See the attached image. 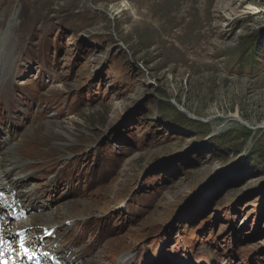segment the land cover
<instances>
[{
  "label": "rangeland",
  "instance_id": "obj_1",
  "mask_svg": "<svg viewBox=\"0 0 264 264\" xmlns=\"http://www.w3.org/2000/svg\"><path fill=\"white\" fill-rule=\"evenodd\" d=\"M120 1L0 0V127L84 257L264 264V0Z\"/></svg>",
  "mask_w": 264,
  "mask_h": 264
},
{
  "label": "bare ground",
  "instance_id": "obj_2",
  "mask_svg": "<svg viewBox=\"0 0 264 264\" xmlns=\"http://www.w3.org/2000/svg\"><path fill=\"white\" fill-rule=\"evenodd\" d=\"M112 8H114V11L117 13H121L124 10H131L133 13H136L133 5L127 0H122L119 4L114 3ZM6 61H8V56L5 51L3 40L0 46V85L4 83L6 71H8V68L5 69V66H7ZM229 116L240 121L243 120L238 111ZM243 122L246 123L244 120ZM262 124L264 125V122ZM32 129V126L28 125L19 133L20 138L16 142L11 144L6 142L7 147L5 145L0 146V188L15 187V189H17V194L21 199L23 198L27 202L25 205L31 207L26 213V216L19 220L16 218L12 219L9 216L2 217L1 215H4L3 213L5 211V203H0V264H29L27 260L28 254L42 253L44 250H48V241H50L51 244H55L57 241L59 242L60 245L56 247V253L61 256L67 255L63 264H100L94 256L90 255L84 257V253L77 249L81 245H86L85 243L79 244L78 241L73 242L71 238L65 239V237H63L65 230L68 229L72 222L71 217L68 216L69 209L72 206L70 203L71 200L57 203L52 210L48 209L42 212L38 211L39 206L37 204L31 203V195H29L27 189H25V187H27L26 180H22L20 177L25 173H30L29 171H31L32 168L16 146H18L24 138L28 137V133L31 132ZM57 130L65 133L71 140H74L73 136L68 131L63 129ZM29 166L30 168L26 169V167ZM54 226L57 227L59 237L57 240L52 241L49 240L44 233L46 231L45 229H48L46 227L50 228ZM18 229L27 232L26 246L29 248L28 251L23 250L22 247L19 246L16 235ZM61 235L63 237L62 242L60 240ZM67 241H71L74 246L64 245ZM88 249L89 248L86 249V252L90 253ZM123 258L124 257H122V259ZM71 260L75 262H71Z\"/></svg>",
  "mask_w": 264,
  "mask_h": 264
},
{
  "label": "snow or ice",
  "instance_id": "obj_3",
  "mask_svg": "<svg viewBox=\"0 0 264 264\" xmlns=\"http://www.w3.org/2000/svg\"><path fill=\"white\" fill-rule=\"evenodd\" d=\"M21 247H23V244H21Z\"/></svg>",
  "mask_w": 264,
  "mask_h": 264
}]
</instances>
